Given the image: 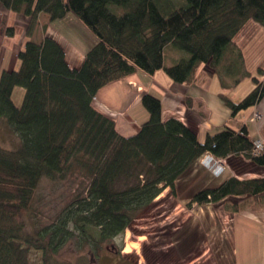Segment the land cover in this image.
Returning a JSON list of instances; mask_svg holds the SVG:
<instances>
[{
	"label": "trees",
	"instance_id": "16d2710c",
	"mask_svg": "<svg viewBox=\"0 0 264 264\" xmlns=\"http://www.w3.org/2000/svg\"><path fill=\"white\" fill-rule=\"evenodd\" d=\"M9 11L30 17L29 29L43 13L51 21L72 15L89 34V47L79 67H71L53 38L29 41L18 51L17 67L0 72V118L20 145L0 147V264H28L30 248L41 250L44 264H61L57 255L72 240L103 245L125 233L134 220L167 187L210 153L224 160L242 155L264 166V154H252L245 126H229L208 135L204 143L177 118L162 119L161 98L141 97L148 118L132 136L117 132L112 118L99 112L98 90L137 72L153 76L162 70L174 82L191 84L201 66L210 74L230 75L235 85L250 78L251 92L234 101L220 98L235 117L264 98L261 54L251 73L247 53L235 38L249 23L264 30V0H0ZM1 21V33L14 28ZM76 24L69 29L76 31ZM28 29V30H29ZM30 34V33H29ZM90 38L94 41H90ZM255 41V40H253ZM264 42V41H263ZM183 55L165 64V49ZM248 61V63H247ZM23 88L22 104L13 92ZM78 173L83 191L58 216L34 229V195L43 180H65ZM264 203V178L226 179L217 187L192 193V203L225 202L230 197Z\"/></svg>",
	"mask_w": 264,
	"mask_h": 264
},
{
	"label": "crops",
	"instance_id": "0c3cea01",
	"mask_svg": "<svg viewBox=\"0 0 264 264\" xmlns=\"http://www.w3.org/2000/svg\"><path fill=\"white\" fill-rule=\"evenodd\" d=\"M3 15H6L7 25L14 28V35H2L0 21V72L17 67L18 51L24 47L27 40L40 43L45 37L53 38L63 47L71 67H79L82 64L90 36L72 15L51 21L48 15L41 13L32 29H29L30 17L6 10L0 4V20ZM70 24L77 25L76 31L72 32L68 28ZM247 26L241 32L246 30ZM90 41L94 40L90 38ZM239 47L243 52L246 51L247 46ZM180 54L179 51L167 47L165 64L176 63L183 56ZM254 62L260 64L257 60ZM260 65L264 68V59ZM244 84L247 87H244L242 92L240 88ZM253 88V83L248 79L235 85L230 75L226 76L222 72L210 74L204 65L199 68L196 81L191 84H176L162 70L153 76L137 72L104 86L98 90L93 101L95 108L112 118L117 132L126 137L136 134L148 118V112L141 104V97L151 92L161 98L162 119L182 120L196 132L201 143L205 142L208 135L223 130L224 126L236 131L245 126L252 140H264V98L250 111L244 110L235 117L231 116V110L220 98V94L224 92L234 101H239L244 97L245 89ZM255 111L261 114L260 120L256 122L250 120ZM224 161L226 171L220 176L212 175L201 164L192 167L175 182V192L167 187L153 204L158 203V206L167 208L164 216L169 212L177 214L172 220L180 225L182 241L186 239L190 242L196 230L202 234L203 230L206 231L207 248L197 253L199 247L194 246L185 255L186 258L192 257L190 262H197L201 256L210 255L208 261L213 258L212 264H264V203H257L249 196L230 197L225 202L214 204L200 205L191 202L192 193L197 192L199 188L217 187L231 177L238 180L264 178V166L242 155H231L224 158ZM178 207H181L180 212L176 210ZM205 236L203 234V237ZM183 256L181 253V262L184 261Z\"/></svg>",
	"mask_w": 264,
	"mask_h": 264
},
{
	"label": "rangeland",
	"instance_id": "374dc122",
	"mask_svg": "<svg viewBox=\"0 0 264 264\" xmlns=\"http://www.w3.org/2000/svg\"><path fill=\"white\" fill-rule=\"evenodd\" d=\"M235 39V42L239 43L240 46H247L245 52L251 73L257 72L256 67L258 65L254 61L260 59L261 54L264 55V30L260 26L250 23L246 30L239 33ZM248 80L252 83L250 78ZM244 87H247L246 84L240 88L242 92ZM245 92L244 97L251 92V89H245ZM12 95L15 104L20 106L24 98L23 88L16 87ZM246 110L250 111L251 108ZM242 111L244 110L240 112L242 113ZM260 116L261 114L255 111L250 116V120L259 121ZM19 145L18 135L8 127L4 119L0 118V147L4 150L13 151ZM206 171L211 173L207 169ZM86 183V178L77 172L61 181L43 180L33 199L31 214L33 213L34 229L51 223L72 201L73 197L83 191ZM157 204H151L148 209L143 211L125 233L103 245H96L94 250L91 249L92 245L84 244L82 246L78 244L77 240H72L63 250L59 251L58 261L61 264H212L213 258L210 262L208 261L210 255L201 256L197 262H190L191 256L185 257L196 245L199 247L197 253L207 248L206 231L203 230L205 237L196 230L190 242H187L186 239L182 241L180 225L172 220L177 214L169 212L164 216L167 208ZM157 206L158 209H156ZM176 210L180 212L181 207ZM180 252L186 258H183L184 261L182 262ZM28 261V264H44L42 251L30 248Z\"/></svg>",
	"mask_w": 264,
	"mask_h": 264
},
{
	"label": "built area",
	"instance_id": "2783aa9c",
	"mask_svg": "<svg viewBox=\"0 0 264 264\" xmlns=\"http://www.w3.org/2000/svg\"><path fill=\"white\" fill-rule=\"evenodd\" d=\"M252 121H254V119H252ZM252 154L255 156L264 154V140L258 138L253 141ZM200 164L209 170L214 176L222 175L226 169L224 160L218 159L210 153H206L201 158Z\"/></svg>",
	"mask_w": 264,
	"mask_h": 264
}]
</instances>
